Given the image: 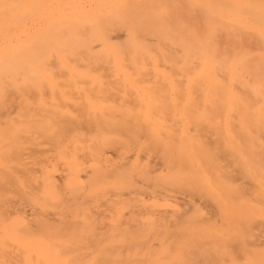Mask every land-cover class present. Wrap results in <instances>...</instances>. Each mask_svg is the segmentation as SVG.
Wrapping results in <instances>:
<instances>
[{
	"label": "bare ground",
	"instance_id": "1",
	"mask_svg": "<svg viewBox=\"0 0 264 264\" xmlns=\"http://www.w3.org/2000/svg\"><path fill=\"white\" fill-rule=\"evenodd\" d=\"M0 264H264V0H0Z\"/></svg>",
	"mask_w": 264,
	"mask_h": 264
}]
</instances>
